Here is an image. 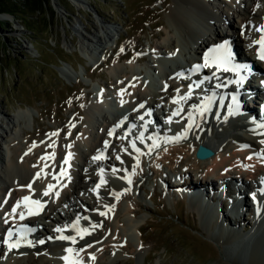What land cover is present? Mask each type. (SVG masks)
Segmentation results:
<instances>
[{"label":"bare ground","instance_id":"obj_1","mask_svg":"<svg viewBox=\"0 0 264 264\" xmlns=\"http://www.w3.org/2000/svg\"><path fill=\"white\" fill-rule=\"evenodd\" d=\"M70 1L77 8H81L84 5V0ZM213 1L218 5L217 8L221 12L222 18L228 22V26L231 28L230 31L234 38L235 48L240 51L244 48L245 52L249 54L250 60L264 71V61H258L256 54L257 45L254 44V41L260 34L256 29L264 25V0H250V4L247 6L242 4V0ZM226 1L235 4L237 8V11L235 10L237 21L231 19L233 10L228 11L229 7ZM215 11L216 8L211 7L209 0H171V3L168 5L164 32L158 33L155 37H163L164 45H162V47L164 46L171 50L178 47L179 56L183 55L184 49L187 47H192L194 52L196 50L198 51L201 49L198 48L200 45L213 43L226 36L223 34L221 28H219L221 23L216 20L214 16ZM5 18H8V20L11 19V17ZM213 20L218 23L215 31H213L214 25H211V21ZM244 26L246 27V31L240 34V30ZM197 27H203L204 30H201V32ZM205 30L211 32L210 35L203 34ZM172 31L176 33L174 32L173 34L171 33ZM117 36H120L118 32ZM83 38L84 42L81 45L83 51L81 55L87 65H96L98 63L97 55L104 52L106 42L109 44L108 40H110L111 37L108 35V32L105 31V34H103L101 38L95 34ZM162 47L156 45L154 48L159 52L162 51ZM121 58V55H117V61H114L109 66L110 70L108 72L110 76H120L124 81L121 86L123 90L120 91V93L118 90L119 94H117V96L115 95L116 100L118 101L121 98L125 99L126 105L128 106L127 111L136 110V101H146V109L152 108V99L145 93V90L140 89L143 81L137 76L138 74L135 70L136 66L133 63H128L127 66L119 64L120 60L118 61V59ZM138 59L143 60V57H138ZM192 61V58L187 59L189 64H191ZM167 62L170 63L173 62V60H167ZM64 67H59L60 74L64 77L70 76V69L67 68L68 66ZM228 74L229 72H227V75ZM168 75L169 73L166 72L162 78L169 84L170 88L165 91L162 88V80L157 87L156 95L162 99L170 98L172 100H178L177 98L181 93H188L185 89V85L191 81L178 84L176 81L169 80ZM225 76L226 74L223 75L222 79H224ZM129 81H131V83H128ZM259 84L262 85L263 83L260 82ZM231 88L236 89L239 88V86L235 83H229L226 90ZM103 91L106 92L105 90ZM214 92L216 91H210V93ZM100 93H102V91ZM106 102L107 99H104L103 103L105 104ZM225 102L226 97L224 95L221 108L214 116H210L207 119L201 118L200 108L198 107L192 112L182 113L181 122L183 127L179 129L176 128L173 132L179 135L184 133L187 129L186 139L174 141L171 140L169 134H167L161 148L155 146V149H152L151 153L146 150L149 141L144 142L143 139L141 146L136 145V147L140 149V154H142L141 159L138 158L139 154L131 147L133 142L132 138L123 136L120 134V131H117L114 138L109 136L111 127L120 122V120L123 119L122 116L115 115L111 122L108 117L103 116L102 121L99 122L94 119L90 113V108H100V105H97L95 102H93L91 106L85 107L82 114H78L81 118L79 126L81 133L77 136L75 135L77 132H75V130L78 128H72V131L69 129L70 137L67 138L66 143L70 142L71 147L67 149L62 146L65 141L60 131L54 132L58 133V135H50L46 138L44 144L38 145L32 150H26L28 148L20 146L21 142L20 144L15 143L14 141L17 140L18 142L23 132V129H20L22 124H20L19 127L17 124L20 119L22 121L29 113H16L15 120L12 122L8 121L9 123L7 124L4 123L5 126L0 124V140L4 143L3 145H5V148L0 146V196H4L7 190L10 189L13 190L11 192V198H18L25 193L42 195L47 185L53 183H57V189H61L62 191L58 199L51 198L52 196H45V198H49L50 203L44 215L38 218L39 224H42V234L39 233L40 238L38 239H44L45 244L43 246L34 245L27 250V255L23 260H17L16 262H13L15 261V255L12 252L7 258V261H1L0 264H12L17 262H19L17 264H66L61 257L67 255L70 259H73V256H76L75 252L71 254L65 252V249L69 247L75 250L83 249L79 251V256H76V259H79L81 264H86V258H89V264H112V262H106V259H108L111 253L115 252L117 255H120L122 248H127L128 245L134 243V236L130 238V234L134 235L136 233L138 238L136 245L137 247L141 246L143 242V237L141 236L142 221L136 218L137 209L135 200L137 198L134 191L135 186L139 182L140 174H144V167H146V171L153 177L155 176L156 179L159 177L162 170L175 169L176 165L183 166V172L186 171L192 176L200 177V179L204 181V184L202 181H196L190 184L185 181L184 186L186 187V191H183V193L187 194L188 207L191 211L197 213L199 217H204L203 219L208 222L207 230L213 234L212 228L215 226L216 230L219 226L217 225V214L214 210H210L209 207H205V200L203 196H201L203 190H210V186L205 183L208 178L215 175L214 180L221 179V182L224 183L227 188L225 194L229 198L230 194L228 193V189H230L229 184H231V179H228V177L232 176V178H239L243 186L247 188H253V186L259 188L263 184L262 181H264V157H260V154L264 155V144L261 143V141L264 140V136H257L256 134L251 135L250 127L245 128V126L241 125L242 122H240L239 119H232L230 115H226L223 109L224 104L226 105ZM179 103L180 104L177 105L181 107L183 101ZM207 104L210 103L208 102L206 105ZM115 108L120 110L117 105H115ZM146 109H144V111ZM214 109V103H211V107H208L206 111L211 115ZM190 116L191 119H189ZM226 118L228 123L223 125L222 121L226 120ZM189 125H191L190 128ZM252 129H254V127ZM7 136L10 137L9 140H6ZM105 141L109 144L107 148L104 147ZM200 144L212 148L215 154L207 160L197 159L196 151ZM81 146H83V150H81ZM65 151H69L71 157L75 160L74 163H72L73 169L71 178L69 180H64L63 177L57 175L59 180H55L52 177L65 167L63 163ZM45 152H52L51 155L53 156L54 154V159L45 157ZM23 153H25L24 157L21 156ZM100 153H103V155L106 154L107 160L105 162L102 161V158L96 161L92 159V157ZM117 156L120 157L119 160ZM249 157H251V159H249ZM137 158L139 160L138 166ZM115 159H117V161ZM76 161H82L83 166H77ZM121 161H123V163H121ZM68 165H70V163ZM101 169H103L102 173L100 171ZM113 169H117V171L113 172ZM39 172L40 178L38 179L37 173ZM109 176L111 177L110 179ZM101 177L106 183L101 185L99 189H96V185L100 183ZM128 180H131L130 184ZM159 180L164 181L163 179ZM247 181H250L251 184ZM124 183H127L129 188L124 187ZM29 184L32 185L33 191L29 190ZM162 184L166 189H169V186L172 187V184L169 182H164ZM186 184H188L189 187H187ZM19 185L23 186L22 190L16 189ZM87 190H89V192H87ZM187 190H189L188 193ZM114 191H119L121 199H116L113 196ZM81 193L91 194V199L93 201L87 203L85 200H79L80 198L77 194ZM223 196L224 195L216 199H222ZM250 196L252 198L255 197L253 199L257 198V195H253V193H251ZM2 198L3 197H0V201ZM258 199L261 200V198ZM249 202L250 197L247 196L243 206H248ZM3 208L4 207L0 206L1 213L4 210ZM63 209L67 210V214L62 212ZM100 212H104L105 215L101 216L99 214ZM79 215L81 217L83 216V218H79ZM208 215H210V217ZM76 216L80 219L77 226H86L90 228L91 225L95 224L97 227L94 229L91 228L90 234L84 239H80L79 236L76 235L77 242L75 244H67L64 241H59L51 246V243H49L50 239L55 240V238L60 235L72 236V234L76 233L70 225L73 221V217ZM86 217L89 222H87ZM239 217V213L235 215L233 224L235 223L237 227L235 230H231L230 228L228 233L224 231V225L226 224L224 221L225 219L222 218L219 222V224H223L224 226L223 228L222 225H220L218 231L216 230L219 233V236L218 233L216 234L217 240L221 243L219 247L224 256V261L220 264H264V222L256 221L254 217L255 232L242 235L237 231L239 223L241 222V220L238 219ZM36 220L37 219H35V221ZM213 222L214 225L212 226ZM63 223H66V229L63 227ZM53 227L62 229V232H52L51 228ZM259 230H263V233L260 235V238H256L255 235L259 233ZM223 236L226 237L224 241L221 240ZM245 236L253 240V246L249 252L248 244L243 242ZM89 245H91V247H89ZM236 245H238V249L235 248ZM2 252L3 249L0 250V256L3 254ZM56 252H59V254L56 255ZM89 255H91V257ZM144 259L145 258H143V260Z\"/></svg>","mask_w":264,"mask_h":264},{"label":"rangeland","instance_id":"obj_2","mask_svg":"<svg viewBox=\"0 0 264 264\" xmlns=\"http://www.w3.org/2000/svg\"><path fill=\"white\" fill-rule=\"evenodd\" d=\"M170 3L171 0H84V5L77 8L70 0H47L40 6L39 12L26 8L22 14L16 15L17 19L14 17L16 21L12 17L1 21L5 23V28L0 31V124L5 126L15 120L16 113H29L23 118L25 123L20 119L17 124L18 127L22 124L20 129L24 132L17 143L21 142L20 146H24L31 138L38 140L69 126L76 110L82 114V110L93 103L92 86L99 85L101 90L105 86V91L111 96L119 94L121 87L118 86H122L124 81L120 76L111 77L108 65L117 61V55L125 53L135 55L120 61L121 65L133 63L142 68L149 63L137 64V56H145L147 61L155 59L153 47L164 45V39L155 35L164 32ZM27 27L33 33L27 32ZM113 29L123 36L122 44L116 51L111 52L110 47L104 50L96 65H85L86 73L82 77H64L60 74L57 67H64V62L76 69L80 64H86L79 55L83 51V37L95 34L101 38L105 31ZM29 38L35 43L40 56L35 57ZM136 49L138 52L134 51ZM30 118H33V123ZM77 119L81 121V118ZM7 139L10 137L7 136ZM3 144L0 140V146L5 148ZM182 168L183 166L179 169ZM139 180L141 197L135 203L136 218L142 221V245L137 247L138 238L135 233L134 243L122 248L120 255L111 253L106 262L220 264L224 261L220 241L207 230L208 222L204 217H199L188 207L186 193L179 194L184 195L183 198H177L173 195L171 186L163 190L155 176L146 171V167ZM124 184V187H128ZM186 186L189 187L188 184ZM77 196L87 203L93 201L89 193ZM247 210L238 218L241 220L237 230L239 232L243 225L247 223L250 226L252 223L250 214L253 211ZM62 212L67 214L66 209ZM224 221L226 229H236L234 218L230 222L226 219ZM56 228H51V231L55 232ZM260 237V234L256 236ZM250 249L249 247L248 252Z\"/></svg>","mask_w":264,"mask_h":264},{"label":"snow or ice","instance_id":"obj_3","mask_svg":"<svg viewBox=\"0 0 264 264\" xmlns=\"http://www.w3.org/2000/svg\"><path fill=\"white\" fill-rule=\"evenodd\" d=\"M256 31L261 33L260 38L257 39L256 41H254V44L259 45V49L257 51V56H258V58L261 61H264V25H261L259 28L256 29ZM204 59H205V64L203 65V67H215L218 71L232 72L237 77V79L234 80V81H229V83H235L237 85H242L243 82H244V77L241 75V73L250 71V69L248 68L247 65H240V64H236L234 62L233 54H232L227 42L221 43V44L216 45L213 48L209 49V52L205 55ZM196 67L199 68L201 66L197 65ZM206 79H208V78L206 77ZM198 86L199 85H197V87ZM220 86L221 85H217V87H220ZM191 94H192V88L190 86L189 92L184 97H181L180 100H185L186 101L187 99H190L191 98ZM180 100L174 99L173 103L179 104ZM209 103H211V101H209ZM232 104L236 108L239 107V103H238V100H237L236 96L232 97ZM140 107L143 108L144 105L141 104ZM202 107H204V110H207V108L205 106H202ZM181 110L182 109H178L176 112L173 113V115H179V112ZM234 114H235V112L233 110V107L230 106L229 107V115H234ZM143 118H144L143 116L140 117L141 120H143ZM189 119H191V116L189 117ZM169 122H171V120H169ZM121 123H123V122H121ZM117 127H119V125H117ZM190 127H191V125H189V128ZM114 131H115V129L109 131V136H112ZM51 135L55 136V135H58V133H52ZM138 138L141 140V143H143V139H144L143 133H141ZM186 138H187V129L185 130L184 133L179 134V135H177L175 137H172L170 139L174 140V141H179L181 139H186ZM148 139L151 140L152 137H148ZM261 143L264 144V140H262ZM153 146L158 147L159 145L156 144L155 141H153ZM104 147L105 148L109 147V144H108L107 141H105ZM131 147L133 148V150L135 152L140 154V149H138L136 147L135 142H132ZM149 150L151 151V149H149ZM51 158L54 159V154H53V156ZM70 158H71V153H69L68 156L64 158L63 163L65 165H68L69 161H70ZM101 158H103V153H100L99 155L92 157V159L94 161L99 160ZM42 159H43V157H42ZM117 159L119 160L120 157L117 156ZM249 159H251V157H249ZM121 163H123V161H121ZM138 164H139V160L137 158V166H138ZM100 171L102 173L103 169H101ZM115 171H117V169H113V172H115ZM59 176L67 177V171L62 168ZM37 178L38 179L40 178V173H37ZM52 178L55 179V180H59V177L55 176V175ZM68 178L70 179V177H68ZM262 182H264V181H262ZM105 183H106V181L101 177L100 183L96 185V189H99L100 186L105 184ZM128 183L130 184L131 180H128ZM55 187L56 186L53 185V184H48L46 190L43 191L42 195L43 196H49V195L53 194ZM28 188H29L30 191H33L31 184L28 185ZM54 194H55V196L57 198L60 195V193L58 191H55ZM115 195H116V198L118 199L119 198V194H115ZM253 198H255V197H253ZM22 204L24 205L25 208H27L29 215H39L40 212L42 211V209L45 206L41 202V200L32 199L30 196H25V197H23L22 201H18L17 204L12 208V214L13 215L16 214L17 209L20 208ZM109 210H111V209H109ZM99 214L101 216L105 215L104 212H100ZM19 218H20L21 221H23L25 219L24 212H21L19 214ZM78 224H79V221L77 220L76 224H74L72 226V228H73V230L76 231V235L79 236L80 239H84V235L85 234H90L89 229L88 228H78L77 227ZM96 227H97V225H95V224L92 225L93 229L96 228ZM26 231H31V229H26ZM56 231L57 232H62V229L57 228ZM14 235H15L14 232L9 230L7 232V238L4 240V244H6L8 246L9 251H11L13 248L18 247L20 245V240L19 239H17L14 242H12ZM58 238L60 240H63V241H68V242H70L72 244H75L77 242L76 236L61 235ZM39 242L41 244L44 243L43 240H41ZM29 246H31V242H29ZM89 247H91V245H89ZM82 250L83 249L75 250V249L69 247V248L65 249V252L66 253H70V254L75 252V255L78 257L79 256V251H82ZM61 259H63L66 262V264H81V261L79 259H70V257L67 256V255L61 257ZM93 259H94V257H93Z\"/></svg>","mask_w":264,"mask_h":264},{"label":"trees","instance_id":"obj_4","mask_svg":"<svg viewBox=\"0 0 264 264\" xmlns=\"http://www.w3.org/2000/svg\"><path fill=\"white\" fill-rule=\"evenodd\" d=\"M43 1L46 2L47 0H24L23 2L21 0H0V13H9L16 18V15L18 13L22 14L26 8L32 9L33 12H39L40 6L44 3ZM16 2L20 5L16 4ZM3 28H5V23L0 21V31ZM27 31L31 30L27 27Z\"/></svg>","mask_w":264,"mask_h":264},{"label":"water","instance_id":"obj_5","mask_svg":"<svg viewBox=\"0 0 264 264\" xmlns=\"http://www.w3.org/2000/svg\"><path fill=\"white\" fill-rule=\"evenodd\" d=\"M6 16H8V15L5 14V13H0V20H1V19H6V18H5Z\"/></svg>","mask_w":264,"mask_h":264}]
</instances>
